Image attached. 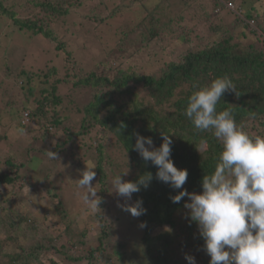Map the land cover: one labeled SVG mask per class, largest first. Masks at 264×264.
Returning <instances> with one entry per match:
<instances>
[{
	"label": "trees",
	"instance_id": "obj_1",
	"mask_svg": "<svg viewBox=\"0 0 264 264\" xmlns=\"http://www.w3.org/2000/svg\"><path fill=\"white\" fill-rule=\"evenodd\" d=\"M85 1L0 0V20L3 19L0 39L9 32L26 31L32 38L42 34L52 41L48 29L50 24L76 18L80 11L86 19L85 25L92 24L88 23L89 11L92 6H100L105 1ZM125 1L123 6L126 8V5L129 7L138 0ZM165 1L156 0L151 6L140 4L143 13L140 23L132 21V25L126 23L123 27L117 20L118 10H122L119 6L115 5L108 12L101 10L102 17L92 15V28L99 29V33L106 37L101 43L103 59L91 61L85 66L86 70L74 64L72 53L66 51L67 45H70L63 40L54 43L56 55H61L63 65L60 76L58 72L61 70L53 65L34 70L21 66V62L8 64V60L7 66L5 64L2 69V75L4 73L3 76L10 78L19 92L28 100L32 98L33 108L29 110L28 119L33 122L36 118L40 136L30 135L25 162L16 165L22 167L26 164V170L20 175L1 173L0 184L25 179V175L32 172L38 184L37 191L45 190L50 198L58 197L57 201H53L51 213L63 222L67 232L72 235L77 233L78 254H69L63 246L57 248L56 252L64 254L67 260L75 264H110L111 257H117L121 264H176L177 257L186 250L200 258L199 264H209L210 257L203 250L204 241L197 224L188 218V211L186 214L182 211L179 219L175 217L188 197H184L180 203H173L171 197L179 189L174 190L157 180L156 166L150 161L145 162L133 147L136 133L150 137L153 147H159L163 142L161 133L169 134L172 140L171 160L177 169L188 172L183 188L188 192L200 193L202 177L214 170L222 145L211 131L195 129L184 115L188 97L196 90L194 86L203 87L217 77L227 76L235 84L236 92H225L217 104V111L230 109L237 125L250 136H264V0H209L212 1L211 14L216 15L217 24L210 23L207 20L210 15L205 13L203 18L189 16L181 21V25L176 21V14L170 15L166 21L161 16L169 9L187 11L188 1L183 4L179 2L181 0H171L170 5ZM221 11L225 17L223 21H220ZM188 19L196 21L194 26L186 24ZM175 25L178 30H175ZM164 27L165 33L175 30L170 38L177 40L181 37L178 47L171 45L170 38L163 40ZM239 30L242 37L238 34ZM190 36L192 41L187 42ZM248 37H253L252 43H248ZM157 43V48L151 50L150 46ZM72 63L73 69L70 70ZM0 80L1 89L5 83L3 79ZM62 84L68 91L75 88L76 91L81 90L80 94L89 95L85 102L69 100L70 111L75 110L78 119L70 116V111L63 114L65 94L57 93ZM10 100L17 102L15 98ZM21 103L14 116L19 117L17 125L9 123L12 127L25 128L28 125V120L24 121L21 117L28 106L23 99ZM101 131L110 135L114 148L122 152L125 161L120 163L119 173L128 169L127 175L122 174L123 180L135 181L146 172L153 176L149 186L141 187L130 200V205L142 200L146 210L145 214L134 217L135 223L146 225L140 226L142 232L138 240L142 254L139 259H133L122 242H117L118 247H112L111 251L107 249L105 239L110 237L116 220L109 217L110 202L104 207L105 198L111 191L113 174L105 161L108 157L107 137L98 136ZM2 137L0 133V143ZM92 141L96 142L95 146H92ZM71 144L75 147H71ZM47 151H55L59 159H49ZM94 151L95 159L90 157ZM64 154L72 162L75 158L81 161L82 171L87 166L95 167L94 188L102 200L99 211L93 212L81 199L76 202L75 215L68 212V204L61 199L66 195L60 192L66 193L67 187L59 189V180L51 173ZM6 163L8 166L15 165L11 160H6ZM77 179L79 177L75 181ZM76 192L71 194L82 195ZM76 217L84 220L83 226L74 223ZM22 220L27 221L20 218ZM7 224L10 227L9 222ZM92 228L98 229L95 238L86 239ZM15 240L11 234L0 239V254L6 242ZM40 249L34 246V252L4 255L9 257L10 264H33L39 257ZM143 257H146V261L142 260Z\"/></svg>",
	"mask_w": 264,
	"mask_h": 264
},
{
	"label": "rangeland",
	"instance_id": "obj_2",
	"mask_svg": "<svg viewBox=\"0 0 264 264\" xmlns=\"http://www.w3.org/2000/svg\"><path fill=\"white\" fill-rule=\"evenodd\" d=\"M104 1L105 4L100 6L94 5L92 6V10L89 11L88 14L90 21L88 23L92 22V24L85 25L86 19H84L81 11L78 17L73 18L71 16L72 19L67 20L70 24H68L67 21H58L54 24H50L51 26L48 29L53 37L52 41L48 37L45 38L42 34H36V37L32 38L31 34L26 31L22 33L17 31H14V33L9 32L5 37L2 35V38L0 39V79H3V83L5 84L0 89V111L2 115V118L0 117V133L1 136H3V141L0 143V174L7 173L11 175H20L23 173V171L27 168V166H25L26 164L22 165V167H17L16 165L21 163V161L25 162L28 147L27 139H29L31 134H33L34 137H38V135L40 136L39 125L35 123L36 118H34L33 122L27 119L28 121H26L28 125L26 124L27 126L25 128H17L9 125V123L17 125L16 121L19 117L14 118V116L17 106L21 107L22 105L21 99H23L25 101V105L28 106L25 112L29 113V110L31 111L33 106L32 98H29L28 100L22 92H19V89L14 87L15 84L10 78L3 76L4 73L2 75V69L5 64L7 66L8 60L10 61L8 64L13 65H17L18 62H21V66L34 70H37V68L40 69L41 67L46 69L47 67H51V65H53L57 66L58 69L61 70L58 72V75L60 76L63 65L60 59L61 55H56L54 43H58L60 40H63L64 42L67 41L70 45H67L66 51L72 53L74 64H78L86 70L87 64L89 65L91 61L99 62L103 59V48L101 43L106 37V35H103L101 32L99 33V29L97 30L92 28L94 24L92 21V15L93 17L94 14L101 16V10L108 12L116 5L117 7L119 6L118 8H122V10H118L117 16L118 23H120L121 27L125 26L126 23L132 25V21L134 23H140L141 21L143 13L140 10V4L143 3L147 6H151L156 0H138L129 7L126 5V8L123 6L125 5V2H127L125 0ZM184 1H188L189 3L187 11H183V9L181 11L176 9V11H174V9L170 11L169 9L162 14V20L166 21L170 15L176 14V21L179 25H181V21L183 19H187L189 16L194 15L196 17L199 16L200 18H203L205 13H209L210 16L207 20L210 23H218L216 15H214V13L211 14L212 1L181 0L179 2H183V4H185L186 2ZM85 2L91 3V0H86ZM170 2L173 1H165V3L169 5L171 4ZM220 16H222L220 21H223L225 17L222 11ZM2 20L3 19L0 20V26L3 22ZM195 22L196 21L194 19H188L186 24L194 26ZM174 28L175 30H178V26L175 25ZM199 29L200 26L197 23V30L199 31ZM174 31H167L165 33L164 27V35L162 36L163 40H165V38H170ZM238 34L241 35V30H239ZM55 37L57 39H55ZM170 39L171 45H175L177 47L179 46L178 39H181L180 36L177 40L176 38ZM252 39L253 37H248V43H252ZM190 41H192L191 36L187 42ZM157 45H159V43L150 46L151 50L156 49ZM104 52L106 53L105 50ZM7 57H9V59H7ZM46 60L51 61L48 62ZM46 64H48V66H46ZM69 68L70 70L73 69V63L69 66ZM7 79H10V81H7ZM62 87L57 90V93H62L63 95L65 94L63 99V114L70 111L71 104L69 100H72L75 103L79 101L80 103L85 102L89 96L88 94H80L81 90L76 91L74 90L75 88H73L68 91V88L63 86V84ZM12 98H15L17 102L12 103L10 100ZM74 112L75 110L70 111L69 115L73 116L74 119H78V115ZM10 114L11 117L9 118L8 115ZM29 116L30 115H28V118ZM21 117H24V113L21 114ZM20 130H23L22 133ZM100 135H105L107 137L106 150L108 157L105 161L107 166L111 168L113 178L115 175L120 174V163L125 161V159L122 156V152L114 148L111 143L112 139L110 135L105 134L103 131L98 134L99 137ZM94 144H96V142L92 141V146H95ZM70 146L75 147L74 144H71ZM93 154L94 155H91L90 157L95 159V151ZM6 160H11L15 165L8 166ZM78 164H80V166H77ZM82 168L83 166L81 161H77L75 158L74 162H72L70 157L64 154L61 158V162H57L56 167L51 170V173L55 174L54 178L59 180V189L67 187L66 193L64 191H60L61 194L64 193L66 195L64 197L61 196V199L68 204V212H71L72 216L75 215V209L77 206L76 202H80L81 194L80 196L78 194V196H73L71 193L76 191L79 193L83 192V190L79 189L75 183L76 177L80 178L79 173L82 171ZM26 172L29 171L27 170ZM31 173L32 172H29V175H25V179L18 178L14 183L6 185L0 184V239L9 236V234L16 239L13 242H6L1 247L0 264H10L9 257L5 256V253L12 254L15 252H34V246H39L41 249L38 250L39 257L33 262V264H53V262L56 264H75L74 262L67 260L64 254L56 252V249H60V247L63 246L68 249L69 254H78L76 249L77 233L75 232L74 235H72L67 232L63 222L57 218V215L51 213L52 208L54 207V202L57 201L58 197L56 196L57 198H50L45 190L37 191L38 184H36L37 181L33 179ZM94 180L92 181L93 185L95 184ZM107 202H110L108 205L110 209L109 217L116 220L114 229L110 233V237L105 239L108 246L107 249L111 251L112 247H118V244H116L117 242H122L126 247L127 252L133 256V259H139V257L141 258L142 250L139 249L140 242L138 240L142 232L140 227L141 224L135 223L134 216H132L130 212L124 210L125 207L130 205V200H125L124 198L119 197L115 192L110 191L105 198L104 207L107 205ZM121 202H124V204H121ZM186 202H189L188 199ZM179 209L180 210L175 215L178 219L182 211H184V214L188 211L184 208V205ZM20 218H26L27 221H20ZM33 219L34 221H32ZM74 221V223L78 225L83 226L84 224V220L80 221L79 217H76ZM8 222L10 227L7 224ZM10 228L13 230L10 231ZM97 232L98 229L92 228L87 234L86 239L95 238ZM65 233L70 235H66ZM72 237L74 238L72 239ZM186 255L194 257L196 264L200 263V258L197 255L186 250L185 253H181L179 257H177L176 264H188V261L185 259ZM142 260L146 261V257H143ZM109 263L121 264L117 257H111Z\"/></svg>",
	"mask_w": 264,
	"mask_h": 264
},
{
	"label": "clouds",
	"instance_id": "obj_3",
	"mask_svg": "<svg viewBox=\"0 0 264 264\" xmlns=\"http://www.w3.org/2000/svg\"><path fill=\"white\" fill-rule=\"evenodd\" d=\"M194 87L196 90L188 97L184 115L195 129L211 131L222 145L214 170L202 177V191L188 192L183 188L188 172L174 166L169 134L161 133L163 142L153 147L150 137L136 133L134 150L145 162L156 166L157 180L179 189L171 197L173 203L188 197L184 208L188 210V218L198 226L203 250L210 257L209 264H264V136H250L237 125L230 109L217 111L223 94L236 92L235 84L227 76L217 77L206 86ZM46 154L51 160L59 159L55 151ZM94 168L87 166L76 184L83 190V203L96 212L102 200L92 184L96 178ZM127 171L115 175L110 185L119 197L131 200L133 193L149 186L153 176L146 172L135 181H125L122 174L127 175ZM124 210L134 217L146 212L142 200ZM185 259L188 264H196L190 255Z\"/></svg>",
	"mask_w": 264,
	"mask_h": 264
},
{
	"label": "built area",
	"instance_id": "obj_4",
	"mask_svg": "<svg viewBox=\"0 0 264 264\" xmlns=\"http://www.w3.org/2000/svg\"><path fill=\"white\" fill-rule=\"evenodd\" d=\"M24 119L23 120H27L28 119V112H24V117H23Z\"/></svg>",
	"mask_w": 264,
	"mask_h": 264
}]
</instances>
